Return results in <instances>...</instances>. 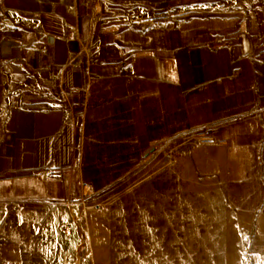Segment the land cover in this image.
Masks as SVG:
<instances>
[{
	"label": "crops",
	"instance_id": "0c3cea01",
	"mask_svg": "<svg viewBox=\"0 0 264 264\" xmlns=\"http://www.w3.org/2000/svg\"><path fill=\"white\" fill-rule=\"evenodd\" d=\"M198 139L264 237V0H0V205L94 202Z\"/></svg>",
	"mask_w": 264,
	"mask_h": 264
},
{
	"label": "rangeland",
	"instance_id": "374dc122",
	"mask_svg": "<svg viewBox=\"0 0 264 264\" xmlns=\"http://www.w3.org/2000/svg\"><path fill=\"white\" fill-rule=\"evenodd\" d=\"M203 143L214 140L152 149L94 202L0 205V264H264V237L242 212L253 191Z\"/></svg>",
	"mask_w": 264,
	"mask_h": 264
},
{
	"label": "bare ground",
	"instance_id": "6f19581e",
	"mask_svg": "<svg viewBox=\"0 0 264 264\" xmlns=\"http://www.w3.org/2000/svg\"><path fill=\"white\" fill-rule=\"evenodd\" d=\"M103 213L101 212L100 215H102Z\"/></svg>",
	"mask_w": 264,
	"mask_h": 264
},
{
	"label": "water",
	"instance_id": "95a60500",
	"mask_svg": "<svg viewBox=\"0 0 264 264\" xmlns=\"http://www.w3.org/2000/svg\"><path fill=\"white\" fill-rule=\"evenodd\" d=\"M152 151H154V149Z\"/></svg>",
	"mask_w": 264,
	"mask_h": 264
}]
</instances>
